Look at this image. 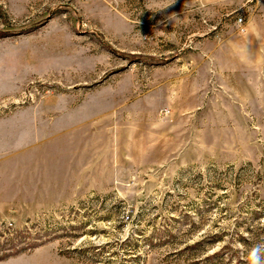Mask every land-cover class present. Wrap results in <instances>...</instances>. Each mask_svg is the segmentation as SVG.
Returning <instances> with one entry per match:
<instances>
[{
    "label": "rangeland",
    "instance_id": "374dc122",
    "mask_svg": "<svg viewBox=\"0 0 264 264\" xmlns=\"http://www.w3.org/2000/svg\"><path fill=\"white\" fill-rule=\"evenodd\" d=\"M167 3L0 0V264L264 241V0Z\"/></svg>",
    "mask_w": 264,
    "mask_h": 264
},
{
    "label": "clouds",
    "instance_id": "9594fccd",
    "mask_svg": "<svg viewBox=\"0 0 264 264\" xmlns=\"http://www.w3.org/2000/svg\"><path fill=\"white\" fill-rule=\"evenodd\" d=\"M174 3V0H169L164 8ZM247 264H264V241L254 244L247 252Z\"/></svg>",
    "mask_w": 264,
    "mask_h": 264
},
{
    "label": "built area",
    "instance_id": "2783aa9c",
    "mask_svg": "<svg viewBox=\"0 0 264 264\" xmlns=\"http://www.w3.org/2000/svg\"><path fill=\"white\" fill-rule=\"evenodd\" d=\"M239 24H240V31H241L242 33L246 32V25L243 24V19H240V20H239Z\"/></svg>",
    "mask_w": 264,
    "mask_h": 264
}]
</instances>
